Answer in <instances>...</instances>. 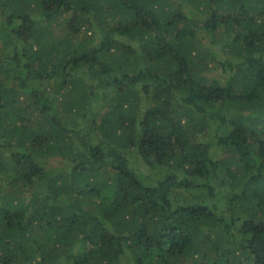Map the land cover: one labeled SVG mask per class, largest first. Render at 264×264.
<instances>
[{"label": "trees", "instance_id": "obj_1", "mask_svg": "<svg viewBox=\"0 0 264 264\" xmlns=\"http://www.w3.org/2000/svg\"><path fill=\"white\" fill-rule=\"evenodd\" d=\"M0 264H264V0H0Z\"/></svg>", "mask_w": 264, "mask_h": 264}, {"label": "rangeland", "instance_id": "obj_2", "mask_svg": "<svg viewBox=\"0 0 264 264\" xmlns=\"http://www.w3.org/2000/svg\"><path fill=\"white\" fill-rule=\"evenodd\" d=\"M224 30V28H223ZM202 35L204 36V38L208 37L209 34L206 33L205 31L202 33ZM222 39H225L224 36H220ZM206 42V41H205ZM131 158L133 159L134 163H135V166L138 168V169H142L144 168V165L142 163V161L140 160L139 156L133 152L132 155H131Z\"/></svg>", "mask_w": 264, "mask_h": 264}]
</instances>
